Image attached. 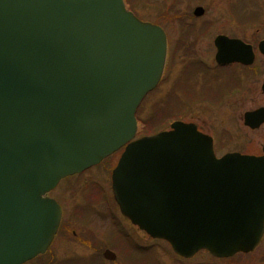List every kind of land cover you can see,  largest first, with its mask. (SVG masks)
<instances>
[{
    "label": "water",
    "instance_id": "obj_1",
    "mask_svg": "<svg viewBox=\"0 0 264 264\" xmlns=\"http://www.w3.org/2000/svg\"><path fill=\"white\" fill-rule=\"evenodd\" d=\"M214 46L217 64L254 60L240 40L219 35ZM258 50L264 64V40ZM165 55L162 29L123 0H0V264L45 253L61 218L46 194L122 147L111 189L132 225L184 259L257 247L264 157L216 158L211 139L181 122L133 140L136 110L159 83ZM244 121L259 127L264 108ZM103 258L116 256L106 249Z\"/></svg>",
    "mask_w": 264,
    "mask_h": 264
},
{
    "label": "rangeland",
    "instance_id": "obj_2",
    "mask_svg": "<svg viewBox=\"0 0 264 264\" xmlns=\"http://www.w3.org/2000/svg\"><path fill=\"white\" fill-rule=\"evenodd\" d=\"M133 1L141 5L133 8L136 16L160 26L167 39L163 77L137 108L134 139L168 131L170 123L179 120L195 125L197 131L204 135L215 132L227 138L226 134L232 133L235 137L232 146L235 148L249 147L260 151L250 136L258 144H264V126L258 131L245 133L243 128H239L240 123L233 125L232 119L238 118V115H232L231 111L238 112L240 106L243 112L264 104L260 90L263 70L257 69L248 78L237 97L232 95L218 104L216 100L219 97L211 91L206 94L204 87L216 86L222 92L225 88L228 90L234 76L242 78L243 75L250 76V73H239V69L233 66L230 71L234 72V76L229 71L221 72L214 68L211 72L207 70V75L200 72L203 68L196 66L203 62L213 67V39L218 35L239 39L257 51L256 45L264 40V0H241L246 14H240L249 17L244 25H239L240 17L235 18L237 14L232 16L233 19L230 16L231 7L239 13L241 3L238 0H231L230 7L227 0ZM196 7L204 9L200 18L192 15ZM261 59L258 55L256 66H260ZM190 72L194 73L189 75ZM184 79L189 81L186 96H183V89L176 85L178 80ZM202 90L206 96L200 95ZM122 153L123 149L100 165L61 181L49 194L62 208L63 233L54 240L46 256L30 264H42L43 261H50V264H264V235L258 248L249 254L218 260L206 252H199L188 260H181L172 254L165 242L153 240L133 227L120 215L111 191L110 173ZM105 249L117 255L116 261L102 258Z\"/></svg>",
    "mask_w": 264,
    "mask_h": 264
},
{
    "label": "flooded vegetation",
    "instance_id": "obj_3",
    "mask_svg": "<svg viewBox=\"0 0 264 264\" xmlns=\"http://www.w3.org/2000/svg\"><path fill=\"white\" fill-rule=\"evenodd\" d=\"M188 31H186L187 33ZM166 35V34H165ZM217 37V36H216ZM215 37V38H216ZM215 38L213 39V47L215 49V46H214V40ZM167 41V39H166ZM257 46L256 45V50H257ZM252 47V46H251ZM252 51L254 53V60L252 62V64L250 65H243L241 63H230V64H217L216 61H215V54H216V49H215V53H214V56H213V60H214V65L213 67H209V66H206L203 62H201L200 64H197V68L198 69H201L200 72H202L203 74H207V70H210V72L212 71L211 69L214 68V69H217L218 71H221L223 72L222 70H225L224 72L226 71H229L230 75L234 76V72L233 71H230L231 67H235L234 69H239V73H243V72H246V73H250V76H247V75H243L242 78H238L239 76H234V79L232 78L231 82L229 83L228 85V90L227 88H225L224 90H221L219 91V88H217L216 86H211L209 88H206L204 87L205 91H203V93L199 92L200 95H204L206 96L207 93H209L211 91V93L215 94L217 97H219L218 100H216V102L219 104L220 102H224L225 100L229 99V97H231L232 95L234 97H237V95L239 94L240 91H242L243 87L245 86V82L247 83V80L248 78H250L252 75L255 74V72H257V69L260 68V70H263L264 72V65H263V61L262 59L260 60V66H256L257 64V57L258 55L260 56L258 50L255 51L252 47ZM171 56V52L169 54V57ZM168 57V58H169ZM241 71V72H240ZM164 73V72H163ZM191 73H194V72H190L189 75ZM232 73V74H231ZM163 77V76H162ZM237 77V78H236ZM180 78V77H179ZM236 78V79H235ZM183 81V82H182ZM178 80V82L176 83L177 86H180L182 89H183V96H186L185 93H186V90H189L188 87H189V81L186 79L184 80ZM263 81H264V76H262V79H261V85H260V90H261V96L264 97V92L262 90V84H263ZM175 88V87H174ZM192 92V90H190ZM189 91V93H190ZM219 91V93H217ZM204 92L206 94H204ZM247 93V92H245ZM245 95V94H244ZM195 97V96H194ZM197 98H199L197 96ZM238 103L240 104L241 103V100L238 101ZM264 107V104L260 105V106H255V107H251V108H248L247 110L245 111H241V107L239 106V109H238V112H232V115L236 114L238 115V118H233L232 121H233V125H235V123H240L241 124V127L239 128H243L244 132L245 133H248L249 132H255V131H258L261 127L264 126V123L261 124L259 127L257 128H250L248 126L245 125L244 123V115L248 112H253V111H256L260 108ZM240 115H242V117L240 118ZM175 121H179V120H175ZM237 126V125H235ZM239 130V129H238ZM227 135V138H224L222 135H218V134H207V136L209 138H211L212 140V144H213V152L215 154V156L217 158H220L222 156H225L227 154H240V155H245V156H254V157H263L264 156V144H258L259 142L256 141L255 139L252 138V136L248 135V137L250 136L252 141H254L256 144V146L259 148L260 151H257L253 148H247V149H238V148H235V146H232L233 143H235V137L233 136V134L231 133H228L226 134ZM62 210V208H61ZM63 216V214H62ZM61 224H62V218H61V222H60V225H59V229H58V232L54 238V240L59 237V236H62V233H63V230L61 229ZM66 231V230H65ZM67 232V231H66ZM53 240V242H54ZM52 242V243H53ZM261 243V242H260ZM259 243V245H260ZM52 245V244H51ZM51 247V246H50ZM258 248V247H257ZM50 249V248H49ZM49 252L47 251L45 254L43 255H40L38 257H36L35 259H33L32 261L26 263V264H30L32 262L36 263V262H39V260L43 257V256H46ZM249 254V253H248ZM238 255V254H237ZM242 255H245V254H242ZM116 256V259H117V255L115 254ZM119 256V255H118ZM234 256L230 257V258H233ZM102 258H103V252H102ZM104 259V258H103ZM116 259L114 261H116ZM180 259V258H179ZM105 260V259H104ZM183 260V259H181ZM113 261V262H114ZM42 264H50V261H43Z\"/></svg>",
    "mask_w": 264,
    "mask_h": 264
},
{
    "label": "trees",
    "instance_id": "obj_4",
    "mask_svg": "<svg viewBox=\"0 0 264 264\" xmlns=\"http://www.w3.org/2000/svg\"><path fill=\"white\" fill-rule=\"evenodd\" d=\"M125 1V4H126V6L128 7V9L130 10V11H132L134 14H135V12H134V10H133V8L134 7H136V6H141V5H139V4H137L135 1H133V0H124ZM228 2H229V7H230V1L231 0H227ZM240 3H241V7H238L239 8V13H237V9H233L232 7L230 8V16L232 17L233 15H235V14H237L236 15V17L235 18H237L238 16L240 17V19H239V25H244L243 24V22H245V23H247L248 22V19H249V17H247L246 15H244V14H246L245 13V10H246V7L244 6V4H243V2L241 1V0H238ZM237 8V7H236ZM241 11V12H240ZM244 13V14H240V13ZM136 15V14H135ZM232 19H233V17H232ZM253 24H257L256 22H253ZM155 133V132H154ZM145 135H148V134H145ZM150 135V134H149ZM129 248V247H128ZM130 248H132V247H130ZM134 248V247H133ZM137 249V248H136ZM117 254L119 255V252H117ZM132 258V257H131Z\"/></svg>",
    "mask_w": 264,
    "mask_h": 264
}]
</instances>
